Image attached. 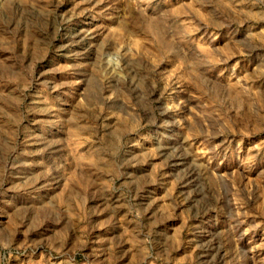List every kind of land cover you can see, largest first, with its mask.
<instances>
[{
	"label": "rangeland",
	"instance_id": "rangeland-1",
	"mask_svg": "<svg viewBox=\"0 0 264 264\" xmlns=\"http://www.w3.org/2000/svg\"><path fill=\"white\" fill-rule=\"evenodd\" d=\"M0 264H264V0H0Z\"/></svg>",
	"mask_w": 264,
	"mask_h": 264
}]
</instances>
